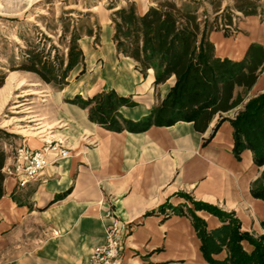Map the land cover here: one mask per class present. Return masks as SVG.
<instances>
[{"label":"crops","instance_id":"crops-1","mask_svg":"<svg viewBox=\"0 0 264 264\" xmlns=\"http://www.w3.org/2000/svg\"><path fill=\"white\" fill-rule=\"evenodd\" d=\"M238 27L232 37L210 32L215 57L239 62L251 44L264 49V21L246 16ZM112 53L115 60L103 80L69 82L53 99V119L41 115L32 140H26L33 150L49 140L62 141L69 157L48 165L41 178L23 188L4 179L0 264H83L102 243L108 212L129 228L119 264H209L187 211L194 212L207 231L221 223L204 210H194L192 202L231 214L240 232L253 238L264 234V202L251 195L264 167L254 164L249 150L238 159L234 156L230 125L249 99L264 92V67L242 103L215 114L202 132L182 121L113 132L65 100L114 91L135 103L121 107L119 115L137 122L166 97L174 79L155 86L152 70L143 74L133 60ZM241 247L247 254L253 249L246 241ZM226 257L224 248L212 256L217 263Z\"/></svg>","mask_w":264,"mask_h":264},{"label":"trees","instance_id":"trees-1","mask_svg":"<svg viewBox=\"0 0 264 264\" xmlns=\"http://www.w3.org/2000/svg\"><path fill=\"white\" fill-rule=\"evenodd\" d=\"M243 1V0H242ZM235 9L245 16L254 15L247 2L236 1ZM113 41L117 53L130 58L135 68L145 74L154 72V85L164 84L170 78L173 86L166 97L137 122L123 119L118 110L133 107L129 99L113 92L101 93L87 101L78 100L89 107L88 118L106 130L138 132L151 126L167 127L177 122H191L202 132L212 117L225 113L243 101V96L257 80L264 67V49L251 44L239 62L219 59L208 41L211 25L202 24L195 13L165 0L138 14L133 5L119 9L113 17ZM26 60L19 70L36 75L40 81L60 84L66 73L57 74L55 65L42 59L37 50L25 51ZM81 52L71 41L66 55V72L81 61ZM61 66V65H60ZM60 73V70H59ZM2 83L0 82V88ZM241 89V93H235ZM233 154L238 159L243 150H249L256 166L264 165V92L250 99L243 110L230 121ZM7 154L0 150V198L5 179L2 169ZM264 173L251 187V195L264 202ZM194 210H204L218 218L221 226L207 231L205 224L188 210L192 226L200 241V252L209 264H264V234L253 238L240 232L238 221L216 208L192 202ZM264 232V221L261 224ZM246 241L252 246L247 254L241 247ZM226 249L227 257L220 263L213 260Z\"/></svg>","mask_w":264,"mask_h":264},{"label":"rangeland","instance_id":"rangeland-1","mask_svg":"<svg viewBox=\"0 0 264 264\" xmlns=\"http://www.w3.org/2000/svg\"><path fill=\"white\" fill-rule=\"evenodd\" d=\"M162 1L165 0H0V150L11 157L17 146L32 140L35 129L42 123L39 117L53 119V99L69 82L82 78L98 84L103 80L104 72L115 60L112 53L116 51L113 17L117 10L133 5L136 12L142 14ZM169 1L195 13L202 24L212 26L211 32L226 37L238 34V25L246 17L235 9L236 1L240 0ZM241 2H247L255 12L251 16L264 21V0ZM71 41L82 57L66 72V55ZM33 49L56 69L61 67L57 74L66 73L60 84L47 85L36 75L19 70L26 60L25 51ZM109 92L115 94L114 91H102L91 98L75 96L65 102L86 110L88 115L89 107L84 108L78 100L87 101ZM124 99L133 102L131 97ZM54 146L56 150L50 152L51 158L57 157L58 149L66 154L53 164L69 157L62 141L49 140L41 148ZM261 183L264 184V180Z\"/></svg>","mask_w":264,"mask_h":264},{"label":"built area","instance_id":"built-area-1","mask_svg":"<svg viewBox=\"0 0 264 264\" xmlns=\"http://www.w3.org/2000/svg\"><path fill=\"white\" fill-rule=\"evenodd\" d=\"M56 147L30 149L25 143L14 149L9 163L4 165L2 173L6 179L13 181L18 188L43 176L45 168L65 156L64 150H59L57 157L51 158L50 152ZM51 158V159H50ZM102 243L89 253L83 264H119L123 239L128 232V224L108 212L104 216Z\"/></svg>","mask_w":264,"mask_h":264},{"label":"bare ground","instance_id":"bare-ground-1","mask_svg":"<svg viewBox=\"0 0 264 264\" xmlns=\"http://www.w3.org/2000/svg\"><path fill=\"white\" fill-rule=\"evenodd\" d=\"M3 93H4V91H3ZM41 134V133H40Z\"/></svg>","mask_w":264,"mask_h":264}]
</instances>
